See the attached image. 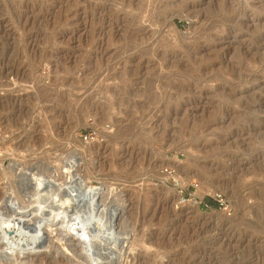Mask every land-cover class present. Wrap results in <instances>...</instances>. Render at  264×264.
Returning <instances> with one entry per match:
<instances>
[{
  "label": "rangeland",
  "instance_id": "1",
  "mask_svg": "<svg viewBox=\"0 0 264 264\" xmlns=\"http://www.w3.org/2000/svg\"><path fill=\"white\" fill-rule=\"evenodd\" d=\"M71 164L100 206L61 205ZM32 173L66 231L0 264H108L91 215L112 264H264V0H0V220Z\"/></svg>",
  "mask_w": 264,
  "mask_h": 264
},
{
  "label": "bare ground",
  "instance_id": "2",
  "mask_svg": "<svg viewBox=\"0 0 264 264\" xmlns=\"http://www.w3.org/2000/svg\"><path fill=\"white\" fill-rule=\"evenodd\" d=\"M68 161L72 162V160H68ZM74 165L75 164L68 165L69 166V175L67 178L68 185H64V186H67L70 192L65 191L62 193L61 201H60L61 205L64 206L67 210L68 208L74 209V207L85 206L84 204L87 202L90 205H96V207L100 206V203H98V201L96 200V196L99 194V187L88 184L87 180H85L84 177L77 174V172L75 171L76 168L73 167ZM24 174L27 173L25 172ZM24 174L23 176H25ZM31 177L33 179L32 182L33 184L32 189L34 190L33 194L36 195L35 207L32 206L31 208L29 206L23 205L20 207V211L18 215L14 216L12 219L0 220V240L3 241L2 244H0V249L5 250V253L8 255H12L16 250L18 251L19 256H22L25 253L31 254L38 252L37 251L38 248H40L41 245L43 246L44 242L45 243L48 242L47 237H49V235L47 234V232L48 231L51 232L53 229L51 227L48 230H46V227L52 226L53 222L60 223L59 227L57 228L59 231H61L62 229H65L66 231L67 221H68V215L66 211H64L61 208H57V207L55 208L54 205L52 206L54 210L50 209L51 212L49 214H47V212H44V210L48 206H51L52 204V203L51 204L45 203L44 202L45 200H43L44 198L40 199V196L45 191H47V190L42 191L43 189L42 187L43 185L45 186L46 181L44 178L38 176L35 173H32ZM33 198H35V196ZM109 213L113 215V213H115V210L112 211L111 209V212ZM32 219L35 220L32 222V225H30L31 222L29 221ZM90 219L92 221L91 222L92 225H95L96 227V224H100L102 227L99 228L98 230L96 229L91 230L92 233L90 237L81 238L82 237L81 236L77 238V241L78 243H80L82 250L85 248L87 250L89 249L90 252L88 253H90L91 256L94 252L93 251L94 244L98 243L99 246L101 245V248L107 251L108 253L107 255H109L107 257L108 264H112L114 259L119 260L120 257H124V249L126 247H129L128 241H126L127 237H118L119 232L114 230L113 223H111L112 221H107L104 218H101L100 216L93 218V215L90 216ZM24 233H27V237H26L27 240L25 242L26 245L19 246L18 243L20 242V239L22 237H16V236H20L21 234ZM83 244L85 245L83 246ZM115 263L117 264V262Z\"/></svg>",
  "mask_w": 264,
  "mask_h": 264
},
{
  "label": "trees",
  "instance_id": "3",
  "mask_svg": "<svg viewBox=\"0 0 264 264\" xmlns=\"http://www.w3.org/2000/svg\"><path fill=\"white\" fill-rule=\"evenodd\" d=\"M205 201L210 203L211 202V199L210 198H205Z\"/></svg>",
  "mask_w": 264,
  "mask_h": 264
},
{
  "label": "built area",
  "instance_id": "4",
  "mask_svg": "<svg viewBox=\"0 0 264 264\" xmlns=\"http://www.w3.org/2000/svg\"><path fill=\"white\" fill-rule=\"evenodd\" d=\"M86 137H87V136L85 135V136H84V139H86Z\"/></svg>",
  "mask_w": 264,
  "mask_h": 264
},
{
  "label": "water",
  "instance_id": "5",
  "mask_svg": "<svg viewBox=\"0 0 264 264\" xmlns=\"http://www.w3.org/2000/svg\"><path fill=\"white\" fill-rule=\"evenodd\" d=\"M78 183H79V181H78ZM81 186V185H80ZM82 187V186H81ZM83 188V187H82Z\"/></svg>",
  "mask_w": 264,
  "mask_h": 264
}]
</instances>
